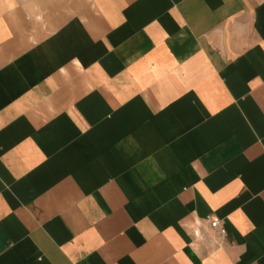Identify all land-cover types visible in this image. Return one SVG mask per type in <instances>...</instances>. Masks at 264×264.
I'll return each instance as SVG.
<instances>
[{"label":"crops","instance_id":"obj_1","mask_svg":"<svg viewBox=\"0 0 264 264\" xmlns=\"http://www.w3.org/2000/svg\"><path fill=\"white\" fill-rule=\"evenodd\" d=\"M0 264H264V0H0Z\"/></svg>","mask_w":264,"mask_h":264},{"label":"built area","instance_id":"obj_2","mask_svg":"<svg viewBox=\"0 0 264 264\" xmlns=\"http://www.w3.org/2000/svg\"><path fill=\"white\" fill-rule=\"evenodd\" d=\"M210 226H211V228L216 229L219 234L225 235L226 231H225L224 228H222L220 226V223H219V221L217 219L216 220L215 219L212 220Z\"/></svg>","mask_w":264,"mask_h":264}]
</instances>
